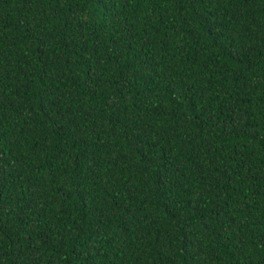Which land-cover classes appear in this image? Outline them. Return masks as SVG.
Masks as SVG:
<instances>
[{"label":"trees","instance_id":"1","mask_svg":"<svg viewBox=\"0 0 264 264\" xmlns=\"http://www.w3.org/2000/svg\"><path fill=\"white\" fill-rule=\"evenodd\" d=\"M0 264H264V0H0Z\"/></svg>","mask_w":264,"mask_h":264}]
</instances>
